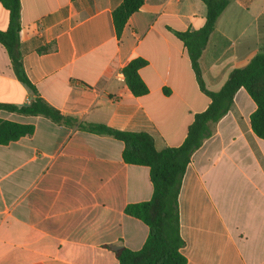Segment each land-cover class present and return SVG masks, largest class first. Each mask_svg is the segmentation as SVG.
<instances>
[{"label":"crops","instance_id":"obj_1","mask_svg":"<svg viewBox=\"0 0 264 264\" xmlns=\"http://www.w3.org/2000/svg\"><path fill=\"white\" fill-rule=\"evenodd\" d=\"M122 0H20L18 59L30 91L0 44V103L43 100L73 125L0 111L34 131L0 145V264H118L139 250L147 226L124 213L150 200L149 169L127 164L124 145L79 124L146 133L157 151L178 147L209 99L177 32L200 29L201 0H143L117 38ZM9 13L0 4V30ZM264 53V0H231L199 59L208 91ZM148 92L136 97L118 74L132 59ZM256 105L240 88L229 111L191 155L178 193L186 264H264V141L251 129Z\"/></svg>","mask_w":264,"mask_h":264},{"label":"trees","instance_id":"obj_2","mask_svg":"<svg viewBox=\"0 0 264 264\" xmlns=\"http://www.w3.org/2000/svg\"><path fill=\"white\" fill-rule=\"evenodd\" d=\"M206 7L203 26L192 32H177L176 37L184 45L197 85L209 99L207 108L195 114L182 144L178 147L157 151L152 138L143 132H126L101 124H79L80 130L112 136L124 145L122 159L127 164L145 166L149 169L152 185L150 200L128 204L124 213L140 220L148 228L143 246L136 251L120 248L115 251L118 264H186L181 253L183 240L179 232L178 193L181 179L190 162L191 155L211 135V125L218 122L231 108L234 94L243 88L256 105L250 115V126L254 134L264 141V53L256 54L247 66L233 70L222 88L208 91L203 83L199 59L209 36L221 13L231 0H201ZM8 11L9 20L5 30H0V44L6 50L16 78L30 91L34 86L28 81L18 59L20 0H0ZM143 0H122L112 11V22L117 38L128 18L139 10ZM146 61L135 58L122 69L124 81L130 92L136 96L145 95L148 89L139 76V70ZM0 111L22 115H41L54 123L73 125L74 120L62 117L58 111L36 98L30 105L16 107L0 103ZM32 125L20 124L0 118V145H7L30 135Z\"/></svg>","mask_w":264,"mask_h":264},{"label":"built area","instance_id":"obj_3","mask_svg":"<svg viewBox=\"0 0 264 264\" xmlns=\"http://www.w3.org/2000/svg\"><path fill=\"white\" fill-rule=\"evenodd\" d=\"M118 78H119L120 80H122V79L124 78L123 73H119V74H118Z\"/></svg>","mask_w":264,"mask_h":264}]
</instances>
